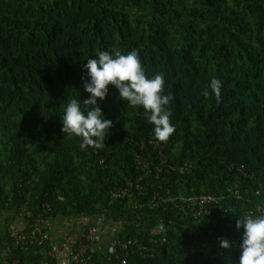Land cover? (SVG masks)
Listing matches in <instances>:
<instances>
[{"label":"trees","instance_id":"obj_1","mask_svg":"<svg viewBox=\"0 0 264 264\" xmlns=\"http://www.w3.org/2000/svg\"><path fill=\"white\" fill-rule=\"evenodd\" d=\"M112 49H136L149 78L164 75L163 94L175 97L167 143L111 85L97 100L113 122L103 149L81 150L62 133L68 100L89 98L87 59ZM213 78L223 82L219 104ZM140 177V190L111 197ZM206 196L219 199L208 215L199 210ZM262 213L264 0H0V214L26 222L0 234L1 248L43 264L50 241L21 250L9 231L89 218L102 232L117 226L115 242L135 243L93 246L95 264H239L237 220Z\"/></svg>","mask_w":264,"mask_h":264},{"label":"clouds","instance_id":"obj_2","mask_svg":"<svg viewBox=\"0 0 264 264\" xmlns=\"http://www.w3.org/2000/svg\"><path fill=\"white\" fill-rule=\"evenodd\" d=\"M84 69L87 79L83 87L90 94L89 98L83 102L75 98L68 100L61 116L62 133L80 138L81 150L105 147L104 141L113 122L104 118L97 100L106 98L110 85L118 89L119 99L130 107L143 108V114L153 125L157 143L168 142L176 130L170 121L172 113L169 110L170 102L175 97L171 93L163 94L165 78L162 73L151 78L146 75L138 50L133 49L127 54H122L118 49L99 51L96 58L87 59ZM222 86L223 82L218 78H213L208 85L217 104L222 99ZM202 94L209 96L207 90ZM236 227L243 229L239 264H264V213L240 218ZM219 239L222 248H230L227 239Z\"/></svg>","mask_w":264,"mask_h":264},{"label":"built area","instance_id":"obj_3","mask_svg":"<svg viewBox=\"0 0 264 264\" xmlns=\"http://www.w3.org/2000/svg\"><path fill=\"white\" fill-rule=\"evenodd\" d=\"M138 159L141 162L142 171L144 172L147 168V163L139 156ZM103 164V161L101 162ZM190 164H184L180 170L184 173L186 170L190 169ZM170 170H174V167H170ZM240 170V168H239ZM143 177H140L138 180L126 179L125 183L115 191L111 192V197L113 199H120L125 197L131 191H138L141 188V180ZM182 201L189 206H195L191 199L182 198ZM203 202L212 203V207L206 208L203 206ZM219 204V199L216 197L206 196L199 202L200 211L208 215L212 212V208H216ZM198 214V212H196ZM28 228L32 230L26 232L18 231H9V237L13 241L14 246L21 248V250H28L31 247H42L46 242L50 241V233L43 227V222L40 218H37L33 224H29ZM102 230L98 226H90L87 230L84 231L80 240H77L74 243L72 251L69 255V264H95L90 252L95 244H97L102 238ZM85 239V242L81 241ZM116 246L118 245L119 249H126L127 247L135 244L132 241L128 242H115ZM112 248V247H111ZM110 248V249H111ZM115 250V249H114ZM12 251L10 247L1 248L0 246V264H22L16 256L11 255ZM49 257L47 258V260ZM44 262L43 264H45ZM32 264V263H29ZM118 264H127V261L124 259Z\"/></svg>","mask_w":264,"mask_h":264},{"label":"crops","instance_id":"obj_4","mask_svg":"<svg viewBox=\"0 0 264 264\" xmlns=\"http://www.w3.org/2000/svg\"><path fill=\"white\" fill-rule=\"evenodd\" d=\"M13 215V214H12ZM8 220V221H7ZM89 218L66 219L58 217L56 219L43 222V227L50 233V245L48 261L45 264H69V255L74 243L82 238L87 227L92 224ZM26 222L21 217L0 214V234L5 233L9 228L23 230ZM101 240L94 245L95 251L110 250L118 238V227L113 223L103 227ZM53 230L56 231L55 241Z\"/></svg>","mask_w":264,"mask_h":264},{"label":"rangeland","instance_id":"obj_5","mask_svg":"<svg viewBox=\"0 0 264 264\" xmlns=\"http://www.w3.org/2000/svg\"><path fill=\"white\" fill-rule=\"evenodd\" d=\"M55 235H56V231L53 230V238H54V241L56 240V239H55ZM50 238H51V236H50Z\"/></svg>","mask_w":264,"mask_h":264}]
</instances>
